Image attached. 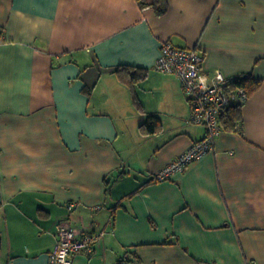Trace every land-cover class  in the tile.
I'll list each match as a JSON object with an SVG mask.
<instances>
[{
  "label": "crops",
  "instance_id": "1",
  "mask_svg": "<svg viewBox=\"0 0 264 264\" xmlns=\"http://www.w3.org/2000/svg\"><path fill=\"white\" fill-rule=\"evenodd\" d=\"M168 2L158 17L136 0H0V264H48L62 220L104 232L72 264H264V0ZM165 41L261 86L240 131L153 181L206 136L155 69ZM120 66L149 71L143 111ZM150 116L163 128L144 135Z\"/></svg>",
  "mask_w": 264,
  "mask_h": 264
},
{
  "label": "built area",
  "instance_id": "2",
  "mask_svg": "<svg viewBox=\"0 0 264 264\" xmlns=\"http://www.w3.org/2000/svg\"><path fill=\"white\" fill-rule=\"evenodd\" d=\"M5 42L1 35L0 48ZM203 63L204 55L196 48H180L168 41L161 44L155 69L179 78L192 110L190 121L204 127L206 136L154 175L156 181L168 180L183 173L190 165L213 151L216 140L224 133L221 122L223 114L236 105L245 104L249 99L246 89L234 86L243 76L227 77L220 70L204 74ZM76 206V203H70L68 209L73 211ZM103 236L104 232L94 231L78 238L67 221H60L56 229V246L49 255L48 264H72L74 256L90 253L93 245Z\"/></svg>",
  "mask_w": 264,
  "mask_h": 264
},
{
  "label": "trees",
  "instance_id": "3",
  "mask_svg": "<svg viewBox=\"0 0 264 264\" xmlns=\"http://www.w3.org/2000/svg\"><path fill=\"white\" fill-rule=\"evenodd\" d=\"M140 8H151L155 11L158 17L165 16L169 11L168 0H136ZM149 71L144 68H136L131 66H120L116 70V74L121 82L126 84L132 90V98L135 106L143 111L141 101L136 93L135 87L145 81L148 77ZM234 86L242 87L246 89L248 96L250 97L260 86L261 81L254 80L250 76H245L238 80ZM243 105H236L227 110L222 118L221 122L223 128L230 132H237L241 130L243 116L242 108ZM162 122L155 116H150L148 119L141 124L140 129L144 135H153L162 131ZM153 181H156L154 177Z\"/></svg>",
  "mask_w": 264,
  "mask_h": 264
}]
</instances>
